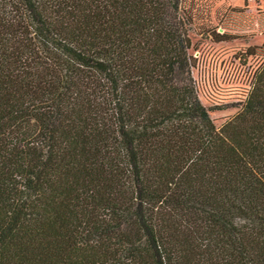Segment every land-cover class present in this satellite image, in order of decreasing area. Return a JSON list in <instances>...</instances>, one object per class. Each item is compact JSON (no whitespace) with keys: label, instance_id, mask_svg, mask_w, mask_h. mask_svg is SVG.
I'll list each match as a JSON object with an SVG mask.
<instances>
[{"label":"trees","instance_id":"obj_1","mask_svg":"<svg viewBox=\"0 0 264 264\" xmlns=\"http://www.w3.org/2000/svg\"><path fill=\"white\" fill-rule=\"evenodd\" d=\"M195 18L0 0V264H264V62L217 127Z\"/></svg>","mask_w":264,"mask_h":264},{"label":"rangeland","instance_id":"obj_2","mask_svg":"<svg viewBox=\"0 0 264 264\" xmlns=\"http://www.w3.org/2000/svg\"><path fill=\"white\" fill-rule=\"evenodd\" d=\"M196 21L190 37L197 59L193 76L203 105L217 127L239 111L251 75L264 62L263 55L246 56L249 47L264 43V0H186ZM226 33L217 42L210 34ZM227 107V108H226ZM221 110H218V109Z\"/></svg>","mask_w":264,"mask_h":264}]
</instances>
